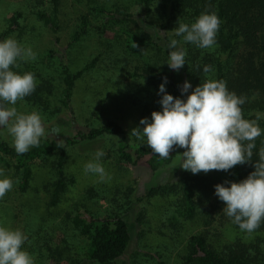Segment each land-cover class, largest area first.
Here are the masks:
<instances>
[{
    "label": "rangeland",
    "instance_id": "1",
    "mask_svg": "<svg viewBox=\"0 0 264 264\" xmlns=\"http://www.w3.org/2000/svg\"><path fill=\"white\" fill-rule=\"evenodd\" d=\"M53 5L57 10L58 42L36 17L38 12L51 14ZM14 11L20 14L19 28L3 34ZM110 13L122 19L121 23L109 22ZM142 16L143 8L137 0H0V41L14 37L36 53L34 61H18L20 66L14 70L21 74L34 73L37 84L45 87L40 96L25 97L15 107L27 113L37 110L43 118L46 132L52 128L59 129L58 135L49 134L58 141L65 136L72 137L77 130L98 126L110 119L126 130L132 145L146 144V139L133 135L132 129H142L140 119L148 118L150 121L151 112L161 111V105L153 104L148 92L151 90L154 96L164 82L155 84V87L150 86L145 78L126 75L135 67L147 70L150 63L156 60L158 63L161 58L158 54L162 51L158 53L156 49L143 45V40L135 33V23L152 35L160 33L155 26L158 23L156 15L145 22H141ZM76 31L80 35L71 41ZM133 43L138 47L133 48ZM93 58V68L74 82L69 102L63 105L60 64L73 73ZM168 78L176 85L177 97L186 98L187 93H181L185 81L180 72L169 69ZM169 82L165 84V91L169 89ZM0 139L13 146L6 128H0ZM114 142L112 138L101 137L78 141L67 148L63 167L68 174L72 173L74 184L66 189L54 206H46L48 194L43 188L53 175L50 157L32 162L30 187L23 195L18 194L14 187L18 177V172L12 168L14 161L4 158L11 167L1 165L0 168L4 169L5 176L12 179L13 188L0 199V226L20 229L26 235L22 248L34 257L35 264L64 263H54L53 254L44 246L47 244L43 245L35 238V215L40 214L45 219L42 225L46 223L47 230L55 229L52 243L64 238L75 259L85 257L86 240L71 229L68 221L76 209L75 203L84 204L97 215L108 210L123 211L121 216L130 237L123 254L112 264H178V252H181L187 237L199 230V224L187 221L179 214L180 205L174 203V196L165 195L167 189L148 198L142 195L146 188L163 186L177 181L181 175L194 174L179 167L181 161L178 157L155 172H150L142 163L132 166L120 162L115 158ZM101 149L108 153L99 161L110 177L104 181L96 174L85 172V165L94 161L95 153ZM208 173L200 172L198 175ZM87 189H90L88 197L85 196ZM140 196L142 199L136 205L127 208L128 201ZM32 207L34 211L30 210ZM175 208L178 209L174 211ZM52 243L49 244L51 248L54 246ZM81 264L88 262L82 261Z\"/></svg>",
    "mask_w": 264,
    "mask_h": 264
},
{
    "label": "trees",
    "instance_id": "2",
    "mask_svg": "<svg viewBox=\"0 0 264 264\" xmlns=\"http://www.w3.org/2000/svg\"><path fill=\"white\" fill-rule=\"evenodd\" d=\"M137 1L143 8L141 22L156 15L158 23L155 26L164 33L155 32V35H152L136 23L135 33L143 40V45L162 53L158 54L161 55L158 63L157 60L155 63H150L147 70L146 68L138 70L135 67L126 72V75L133 78H145L150 86L155 87V84L164 82L165 77L168 81L170 69L166 65L168 44L172 39H177L181 42L179 46L186 50L185 65L179 70L182 80L189 82L194 88L203 83L206 78L223 79L227 82L229 91L246 97L245 104L241 106L244 118L255 119L257 114H260L261 119L258 123L264 130V0ZM56 12V7L53 5L51 14L38 12L36 17L50 30L54 41L58 42ZM203 12H215L221 20L216 44L210 49L185 43L182 36L175 35V28L179 23L191 25ZM19 16V12L16 11L10 15L3 34L11 33L19 28ZM108 18L109 22L115 24H120L122 21L111 13ZM80 31L83 29L81 28ZM79 35V31H76L71 41H75ZM94 63L93 58L73 73L60 64L63 105L69 102L74 82L81 77L82 73L90 71ZM205 66H211L213 71L205 73ZM167 85L169 89L166 93L177 97L176 85L172 82ZM44 89V85L37 84L34 92L27 96V99L40 96ZM157 89L154 96L150 90L148 98L151 96L153 104L159 105L163 94L159 93V88ZM101 137L114 139V154L118 161L132 166L142 163L150 172L170 164L175 157L181 161L178 154L184 151L176 147L169 153V158L162 159L153 154L147 144L132 145L126 130L114 120L107 119L98 126L77 130L72 137L65 136L62 141L50 136L42 137L38 147H31L22 155L17 154L13 146L0 139V167L1 165L5 168L11 167L4 159L5 157L14 161L12 168L18 172L14 187L18 194L23 195L30 187L33 175L32 162L50 157V169L53 175L50 183L47 181L43 188L48 194L46 206H54L66 189L74 184L72 173L68 174L63 167L67 148L78 141H92ZM254 143L256 147L253 149L252 160L249 163L237 165L227 172L212 170L207 175L184 174L177 181L159 187L146 188L142 195L145 198L157 194L164 188L167 189L168 193L165 195L174 196V203L180 205L179 214H182L185 220L196 222L200 226L197 232L187 237L181 252H178V264H264V221L247 237L248 233L240 230L225 214L224 203L215 195V185L228 186L226 182H239L255 170L254 164L259 160L260 150L264 148V132ZM89 194L90 189L85 190V196L88 197ZM141 199L140 196L134 198V201H128L127 208L136 205ZM168 204L172 205V203ZM74 206L76 208L74 214L69 219L66 218L70 222L71 229L86 240L85 257L75 259L64 238L60 237V242L52 243L55 229L47 230L44 225L46 223L42 225L45 219L41 214L35 215L34 227L37 230L35 235L37 242L47 244L44 246L53 254L52 257L56 260L54 263L63 261L64 263L61 264H81L82 261H87L88 264H112L123 254L130 237L128 226L121 216L123 211L108 210L103 215H97L84 204L75 203ZM25 208L28 209V207ZM177 209L175 208L174 211ZM30 210L34 211V207ZM51 243L54 244L52 248L49 246Z\"/></svg>",
    "mask_w": 264,
    "mask_h": 264
},
{
    "label": "clouds",
    "instance_id": "3",
    "mask_svg": "<svg viewBox=\"0 0 264 264\" xmlns=\"http://www.w3.org/2000/svg\"><path fill=\"white\" fill-rule=\"evenodd\" d=\"M221 24L215 12H203L191 25L179 23L175 35L183 37V42L191 43L202 49H210L216 44V35ZM161 32V31H160ZM164 33V32H161ZM180 41L172 39L168 44L167 65L179 71L185 65L186 50ZM138 47L133 43V48ZM36 53L21 45L14 37L0 41V128H6L12 137L17 154H24L31 147H38L42 137L58 135L59 129L46 132L43 118L37 110L30 113L18 111L15 105L31 95L37 80L32 72L23 74L15 71L18 61L35 60ZM211 66L204 72L211 73ZM159 86L163 94L159 103L161 111L151 112V120L140 119L143 128L132 129V134L146 139L152 153L162 159L169 158L174 148L184 149L179 153L181 165L192 174L208 173L211 170L225 171L252 160L254 141L264 130L255 119H245L242 105L246 97L229 91L223 79L206 78L203 83L192 88L185 81L181 99L167 94L165 84ZM192 89L189 92V89ZM11 105V106H6ZM105 156L101 149L95 153V160L85 165V172L99 176L101 181L108 177L99 162ZM254 171L239 182H226L215 185V195L224 203L223 211L240 230L251 234L264 221V148L260 150L259 160ZM0 199L13 188L11 178L5 176L0 168ZM26 235L20 229L0 226V264H35L34 257L22 248Z\"/></svg>",
    "mask_w": 264,
    "mask_h": 264
}]
</instances>
